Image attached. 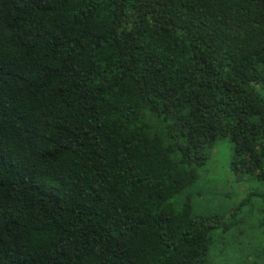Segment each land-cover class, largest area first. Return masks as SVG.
<instances>
[{
  "label": "trees",
  "instance_id": "1",
  "mask_svg": "<svg viewBox=\"0 0 264 264\" xmlns=\"http://www.w3.org/2000/svg\"><path fill=\"white\" fill-rule=\"evenodd\" d=\"M225 138L264 182V0H0V264H212Z\"/></svg>",
  "mask_w": 264,
  "mask_h": 264
},
{
  "label": "rangeland",
  "instance_id": "2",
  "mask_svg": "<svg viewBox=\"0 0 264 264\" xmlns=\"http://www.w3.org/2000/svg\"><path fill=\"white\" fill-rule=\"evenodd\" d=\"M232 147L229 139L219 140L207 152L208 160L197 170L195 183L172 202L179 208L188 201L195 217H217L233 225L226 235L221 229L214 232L209 253L212 264H264V237L252 231L264 201V182L231 170Z\"/></svg>",
  "mask_w": 264,
  "mask_h": 264
}]
</instances>
